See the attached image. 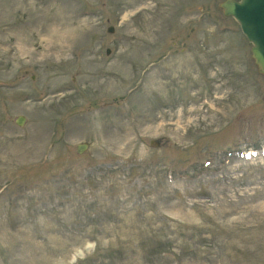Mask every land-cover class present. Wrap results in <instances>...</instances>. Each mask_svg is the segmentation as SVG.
I'll list each match as a JSON object with an SVG mask.
<instances>
[{
    "label": "rangeland",
    "instance_id": "374dc122",
    "mask_svg": "<svg viewBox=\"0 0 264 264\" xmlns=\"http://www.w3.org/2000/svg\"><path fill=\"white\" fill-rule=\"evenodd\" d=\"M221 1L0 0V264H264V76Z\"/></svg>",
    "mask_w": 264,
    "mask_h": 264
},
{
    "label": "water",
    "instance_id": "95a60500",
    "mask_svg": "<svg viewBox=\"0 0 264 264\" xmlns=\"http://www.w3.org/2000/svg\"><path fill=\"white\" fill-rule=\"evenodd\" d=\"M219 7L224 16H231L239 23L242 33L251 43V57L257 72L264 76V0H223ZM108 31L112 32L113 28L109 27ZM23 122L24 118L18 116L16 124L22 125ZM87 147V143H79L76 151L83 153Z\"/></svg>",
    "mask_w": 264,
    "mask_h": 264
}]
</instances>
